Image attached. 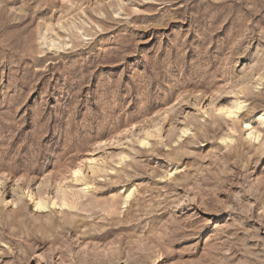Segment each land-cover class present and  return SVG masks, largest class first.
<instances>
[{
    "label": "rangeland",
    "instance_id": "374dc122",
    "mask_svg": "<svg viewBox=\"0 0 264 264\" xmlns=\"http://www.w3.org/2000/svg\"><path fill=\"white\" fill-rule=\"evenodd\" d=\"M0 264H264V0H0Z\"/></svg>",
    "mask_w": 264,
    "mask_h": 264
},
{
    "label": "bare ground",
    "instance_id": "6f19581e",
    "mask_svg": "<svg viewBox=\"0 0 264 264\" xmlns=\"http://www.w3.org/2000/svg\"><path fill=\"white\" fill-rule=\"evenodd\" d=\"M234 106V105H233ZM243 108V106H242V104L241 103H239L238 102V104L235 106V107H229V108H227L226 110L224 109V108H220L221 109V111H225L226 112V114L228 115H230V116H237L238 115V113H239V111L241 110ZM219 109V110H220ZM249 135H250V133H249ZM148 136H150V134L148 135ZM148 136L146 137V138H144L143 139V143H146V144H149V142L146 140L147 138H148ZM232 139V138H231ZM79 173H80V169L79 170H75V175L74 176H76L77 178H78V176H79ZM75 177V178H76ZM87 185V184H86ZM87 187V186H86ZM85 186H84V189H88V188H86ZM128 198V197H127ZM55 203H56V201H55ZM46 205V204H45ZM42 202H40V201H38L37 203H36V206H37V208L39 209V208H41L42 209V207L43 206H45ZM48 207V206H47Z\"/></svg>",
    "mask_w": 264,
    "mask_h": 264
}]
</instances>
